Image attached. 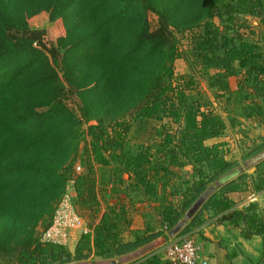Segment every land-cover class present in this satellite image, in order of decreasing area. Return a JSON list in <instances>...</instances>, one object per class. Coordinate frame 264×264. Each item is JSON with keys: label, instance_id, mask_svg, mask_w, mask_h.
Segmentation results:
<instances>
[{"label": "trees", "instance_id": "trees-1", "mask_svg": "<svg viewBox=\"0 0 264 264\" xmlns=\"http://www.w3.org/2000/svg\"><path fill=\"white\" fill-rule=\"evenodd\" d=\"M148 11L155 13L154 22ZM238 14L264 23V0H0L5 264H64L91 253L118 257L158 235L166 240L169 228L207 188L181 231L197 225L204 209H214L242 223L245 236L259 234L264 241V210L259 213L256 202L237 207L229 196L248 191L239 182L243 174L215 183L233 164L217 144L208 143L220 135L223 117L193 92L191 75L174 70V60L186 51L209 85L231 92L227 77L237 76L242 88L264 97V43L235 38L212 20L241 18ZM242 95V101L249 96ZM250 100L241 102V113L260 114L264 121L262 103ZM112 164L128 173L133 189L158 200L157 220L165 231L149 222L128 228L131 218L120 197L112 200L114 194L101 193L109 189L98 187L96 166ZM187 164L196 176L183 178L174 206L165 186ZM71 178L74 207L88 228L73 252L42 239ZM254 188H264V174ZM143 256L132 264H158V258Z\"/></svg>", "mask_w": 264, "mask_h": 264}, {"label": "rangeland", "instance_id": "rangeland-1", "mask_svg": "<svg viewBox=\"0 0 264 264\" xmlns=\"http://www.w3.org/2000/svg\"><path fill=\"white\" fill-rule=\"evenodd\" d=\"M238 15L241 18L229 19L224 16L222 18L214 17L212 20L220 29L226 28L235 38L241 35L260 45L263 44L264 23L260 21L259 17L249 14ZM148 17L152 22L156 19V15L153 11H148ZM178 36H180L179 33ZM186 43L187 40L185 35L181 36L180 47L185 48L187 46ZM174 70L176 73H187L191 75L196 81V89L193 92H198L197 94L202 97L205 105L211 106L216 112L221 114L224 119V128L220 135L209 139L208 143L217 144L224 156L233 162L231 168L228 170L234 167H242L239 173H242L243 177L239 182L243 188L249 189L250 187V189H255L254 181L257 178H253V174H264V157L252 164H247L246 161L259 151L264 150V121L261 120L262 118L260 116L262 115L260 114L250 117L243 115L241 113L243 106L241 102L251 103V100L249 102L248 100L254 97L257 101L262 103V110L264 111V97L256 96L255 92L250 87L242 88V86L237 83V76L227 77L231 92L223 93L218 86L209 85L207 77L201 73L200 67L197 66L186 51L183 52V56L174 60ZM210 70L213 71L212 69ZM245 93L249 96L242 101V94ZM89 122H94V120L92 119ZM135 146L136 145H134V147ZM96 167L98 187H105L111 191L107 192L102 190L101 193L106 197H109L110 194H114L112 200H117L120 197L124 203L126 214L131 218L128 228L142 227L145 222H149L155 227V230L162 229L165 231L167 229V226H161L157 220L159 216L157 212L159 209L158 207L155 208V206H157L158 200H155V197L148 199L147 194H142V191L139 189H133L131 187V180L127 178V172L121 171L118 173L113 164L109 166L97 165ZM80 169L81 166H78L76 170L78 171ZM194 176H196V173L192 171L191 164L180 167L175 175L170 176L166 183L165 190L166 192H173L170 196V200L174 203V206L178 205L180 202V190L184 186L182 183L183 178L191 179ZM121 178L124 179L123 182L120 181ZM157 185L158 183L156 187ZM245 193H243V195ZM74 195L73 179L71 178L67 181L65 194L56 206L52 224L42 234V239L61 242L66 245L71 252L74 251L81 234L88 230L86 218L79 215V212L74 207ZM116 195L119 197H116ZM241 195H239L238 199L242 198L241 202H243L244 197ZM104 208V203H102L101 209ZM124 233L128 234V229H126ZM161 240L162 236L158 235L151 242L155 245ZM163 247L165 251L166 245ZM151 249L147 248V252L144 251L146 253L145 258L152 259L156 257L160 259L159 256L161 254L157 253L155 248ZM160 251L163 253L162 250ZM130 253L131 252H128L126 254L129 255ZM164 257L166 259V252ZM112 258L115 257H101L91 253L88 257L75 261L79 264H132V258H130V260L117 261L114 263L111 260ZM165 259L163 260L164 262ZM160 262L162 261L160 260ZM5 263H7V258L0 256V264ZM68 263L70 262L64 264Z\"/></svg>", "mask_w": 264, "mask_h": 264}, {"label": "crops", "instance_id": "crops-1", "mask_svg": "<svg viewBox=\"0 0 264 264\" xmlns=\"http://www.w3.org/2000/svg\"><path fill=\"white\" fill-rule=\"evenodd\" d=\"M253 176V178H257L258 175L254 173ZM239 195L237 192L229 194L236 201L235 206L256 202L257 211L259 213L263 212L264 188L256 190L249 187L248 191L242 196L244 197L243 202H241L242 198L238 199ZM197 226L198 230L195 236L199 247V257L196 264H264V241L261 235L252 234L248 237L245 236L242 232V223L234 224L231 220L222 218L221 213L216 210L204 209L199 215ZM125 235L127 236L128 234L126 233ZM168 240H170V237L166 240L162 239L155 245L151 242L146 246L131 251L129 255L123 254L114 259H117L116 262L130 260V258L132 260L141 259L146 254L144 251L147 252V248H155L157 253L161 254L158 264H163L165 259L163 246L167 244Z\"/></svg>", "mask_w": 264, "mask_h": 264}, {"label": "built area", "instance_id": "built-area-1", "mask_svg": "<svg viewBox=\"0 0 264 264\" xmlns=\"http://www.w3.org/2000/svg\"><path fill=\"white\" fill-rule=\"evenodd\" d=\"M77 218V216H76ZM198 226H192L180 230L176 235L171 236L166 244V259L164 264H196L198 261V244L196 232Z\"/></svg>", "mask_w": 264, "mask_h": 264}, {"label": "water", "instance_id": "water-1", "mask_svg": "<svg viewBox=\"0 0 264 264\" xmlns=\"http://www.w3.org/2000/svg\"><path fill=\"white\" fill-rule=\"evenodd\" d=\"M264 157V150L259 151L258 153H256L255 155L251 156L246 163L247 164H252L257 162L258 159ZM242 169V167H234L228 171H226L225 173H223L222 175H220L215 183L217 185H222L223 183L229 181L230 179L234 178ZM210 189L207 188L205 189L191 204L190 206L184 211L183 215L181 218L178 219V221L173 224L170 228H169V234L171 236L176 235L185 225L186 223L190 220V218L197 212V210L200 208L201 204L203 203V201L205 200L206 196L208 195ZM135 255V254H133ZM112 262H116L117 259L112 258L111 259ZM68 264H79L76 261H72ZM81 264V263H80Z\"/></svg>", "mask_w": 264, "mask_h": 264}]
</instances>
